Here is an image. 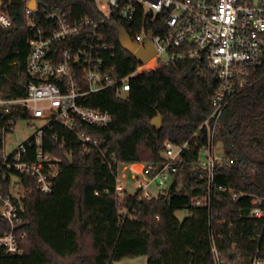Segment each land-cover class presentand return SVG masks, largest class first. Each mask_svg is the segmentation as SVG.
Returning a JSON list of instances; mask_svg holds the SVG:
<instances>
[{
	"label": "trees",
	"instance_id": "obj_1",
	"mask_svg": "<svg viewBox=\"0 0 264 264\" xmlns=\"http://www.w3.org/2000/svg\"><path fill=\"white\" fill-rule=\"evenodd\" d=\"M0 1L12 20V28L0 33L1 88L6 98L22 97L29 81L26 61L32 37L25 28L26 0ZM52 10L69 22L97 14L90 0H37L34 17L45 26ZM138 27L134 20L99 29L113 53L105 64L114 77L129 76L138 66L120 38L131 37ZM242 82L215 131L214 142L229 164L214 169L211 226L206 209L193 203L207 192L205 174L196 168L198 152L206 146V133L198 129L212 112L219 83L205 61H177L133 76L124 98L104 89L84 103L112 116L107 127L88 128L114 154L111 167L58 125L44 131L42 148L60 160L58 176L49 195L21 178L28 190L17 204L23 212L24 251L7 255L0 250V264H112L137 257H146V264H214L210 230L221 237L215 243L226 263L236 258L234 264H249L256 253L264 256V222L248 215L253 199L264 204V65L246 67ZM15 116L24 119L26 114ZM156 117L159 128L151 125ZM9 118L0 108V121ZM54 134L64 138L65 147L52 141ZM165 141L189 149L182 153L167 191L146 199L138 189L132 194L125 190L118 204L119 170L159 165ZM179 211L187 212L182 221L175 217ZM257 234L260 239H255Z\"/></svg>",
	"mask_w": 264,
	"mask_h": 264
},
{
	"label": "built area",
	"instance_id": "obj_2",
	"mask_svg": "<svg viewBox=\"0 0 264 264\" xmlns=\"http://www.w3.org/2000/svg\"><path fill=\"white\" fill-rule=\"evenodd\" d=\"M90 1L96 7L95 18L69 22L60 11L52 10L45 16L48 23L45 26L34 17L37 0L33 10L27 7L29 2L26 3L25 28L32 37L28 39L26 72L29 81L24 96H3L0 70V108L10 116L7 121H0V250L4 254L21 255L24 251L21 244L26 234L20 229L23 212L17 204L28 190L23 187L21 178L34 181L40 194L49 195L58 176L60 160L42 148L44 131L58 125L83 147L95 149L99 158L111 167L115 162L114 154L104 145L105 141L93 136L88 128H105L112 122V116L84 103L104 89H113L118 96L126 97L130 79L149 64L153 71L177 61L198 60L205 61L216 73L219 86L211 99L212 112L198 129L206 133V146L198 152L196 168L205 174L207 192L193 203L194 207L206 209L212 225L214 169L229 164L214 142L215 131L225 107L243 84L244 69L264 65V0ZM134 20L139 27L129 37L130 42L136 49H145V42L149 40L154 56L146 64L138 63L131 75L117 78L105 64L106 57L112 59L113 53L99 29ZM11 28L12 20L1 9L0 1V33ZM15 107L17 109H12ZM18 112L25 113L26 117L18 119L15 116ZM36 120L43 125L34 133L20 140L9 138L18 123L23 122L30 128ZM51 139L61 148L66 146L64 138L57 134ZM184 151H189L186 144L176 146L165 141L159 165H141L139 172L132 171L128 176L134 189L146 199L157 198L167 191ZM132 166H124L117 174L118 204L122 203V192L126 190L120 179H127L123 173ZM248 215L264 222L263 202L253 199ZM218 223L225 224L224 221ZM260 237L257 234L255 239ZM219 239L221 237L216 238L210 230L214 264L236 263V258L229 263L222 258L215 243ZM249 264H264V256L256 253Z\"/></svg>",
	"mask_w": 264,
	"mask_h": 264
},
{
	"label": "rangeland",
	"instance_id": "obj_3",
	"mask_svg": "<svg viewBox=\"0 0 264 264\" xmlns=\"http://www.w3.org/2000/svg\"><path fill=\"white\" fill-rule=\"evenodd\" d=\"M30 1L31 0H26V3L30 2ZM152 69L153 68L151 67V64H149L148 66L144 67L142 71L143 72L144 71H150V70L152 71ZM159 121H160V126H161L160 118H159ZM42 125H43L42 121L36 120V121L32 122V127L28 128V127H25V124L23 122H20V123H18V126L16 128L14 135L9 137V138L13 141L14 140H20V138L24 139L25 135L34 133ZM125 173H127V172L124 171L123 174H125ZM120 180H121V185L126 188V191L129 194H132L135 191L134 184H133V182H131V180L129 178L124 179V180L120 179ZM175 217L179 221H182L184 218L187 217V212L186 211H179L175 214ZM145 260H146V257H137L134 259H123L119 262H114L112 264H146Z\"/></svg>",
	"mask_w": 264,
	"mask_h": 264
},
{
	"label": "water",
	"instance_id": "obj_4",
	"mask_svg": "<svg viewBox=\"0 0 264 264\" xmlns=\"http://www.w3.org/2000/svg\"><path fill=\"white\" fill-rule=\"evenodd\" d=\"M29 9L33 10L35 9V0H31L28 3L27 6ZM121 42L123 47L126 49V51L131 54L135 60L139 63V64H146L148 63L152 57L154 56V51L152 48V45L150 43L149 40H146L145 42V49H136V45L132 44L129 40V37H127L124 34H121ZM151 125L159 128L160 127V121H159V117L154 118L151 121ZM69 160V158H68Z\"/></svg>",
	"mask_w": 264,
	"mask_h": 264
},
{
	"label": "crops",
	"instance_id": "obj_5",
	"mask_svg": "<svg viewBox=\"0 0 264 264\" xmlns=\"http://www.w3.org/2000/svg\"><path fill=\"white\" fill-rule=\"evenodd\" d=\"M140 167H141L140 164H134L132 167L125 169V171L127 172V173H125V175L127 176L126 178H128V176L130 175V173H132V171L133 172H139ZM145 262H147V261L145 260Z\"/></svg>",
	"mask_w": 264,
	"mask_h": 264
}]
</instances>
